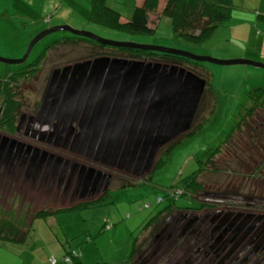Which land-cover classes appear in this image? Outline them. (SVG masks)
Segmentation results:
<instances>
[{
	"label": "rangeland",
	"instance_id": "1",
	"mask_svg": "<svg viewBox=\"0 0 264 264\" xmlns=\"http://www.w3.org/2000/svg\"><path fill=\"white\" fill-rule=\"evenodd\" d=\"M90 1L0 0V56L20 58L36 31L67 23L110 40L156 44L219 59H228V54H232L229 51L245 52L264 62V29L258 33L256 16L245 11L255 10L256 13L260 8L264 11V1L260 5L261 0H233L231 18L221 23L202 44L178 37L169 17L161 16L156 21L157 12L150 13L155 30L146 34L88 22ZM134 1L109 0V3L124 17L131 18ZM166 2L161 0L159 8L162 9ZM78 40H81L79 36L68 31H57L42 38L25 63L0 61V87L3 88L0 115L7 113L10 118L17 119V124L25 115L21 133L10 132L5 127L0 128V132L111 173L109 192L97 202L36 219L24 242L3 238L0 264H35L34 255L42 259L50 254L59 257L71 247L81 253L87 264H264V250L254 251L248 242L234 246L236 240L223 236L221 230H214L230 212L264 214V126L263 118L258 119L256 115L264 116V103L237 128L247 111L244 108L264 99L261 94H255V89L264 88V68L207 61L176 63L162 55L132 57L116 47ZM49 45L51 47L45 51ZM44 51L37 66H31ZM102 55L176 64L207 79L195 119L186 132L188 136L191 133L190 136L186 138L184 133L161 147L157 158L181 138L182 142L172 150L167 162L150 177H135L117 167L94 162L85 154L64 149L63 144L42 143L32 137L33 126L38 130L49 128L37 122L31 125L30 119L38 115L53 71ZM26 127L31 131L29 135H24ZM6 144L0 155L2 236H14L8 229H1L4 220L11 217L23 218L25 225L18 228L22 234L29 228L28 223L36 211L72 207L100 196L99 193L80 196L82 190L77 182L80 169L71 180L70 170L62 178L63 168L58 173L48 169L47 159L37 174L41 156L33 172L28 174L32 156L24 162L25 150L17 156L16 147L11 150L10 143ZM221 145V152L216 153L212 163L198 176L201 189L176 199L172 210L158 217L169 203L167 194L179 186L178 181L204 166ZM126 179L142 183L122 186ZM190 198L205 206L202 209L183 207ZM14 221L12 218L11 222ZM136 245L138 250L131 259ZM15 252L16 257L12 254Z\"/></svg>",
	"mask_w": 264,
	"mask_h": 264
},
{
	"label": "water",
	"instance_id": "2",
	"mask_svg": "<svg viewBox=\"0 0 264 264\" xmlns=\"http://www.w3.org/2000/svg\"><path fill=\"white\" fill-rule=\"evenodd\" d=\"M57 31H68L102 46L150 50L219 65L264 68V62L237 52L229 54L228 59H219L156 44L110 40L67 23L36 31L20 58L0 56V61L25 63L34 46ZM206 85V78L176 64L108 55L78 61L53 71L38 115L30 119L31 125L37 122L49 128L38 130L33 126L32 137L42 143L63 144L64 149L85 154L94 162L117 167L135 177L144 176L154 168L161 147L189 131ZM24 119L25 115L22 125ZM8 142L11 150L16 147L17 156L25 150L24 162L32 156L28 174L33 172L41 156L37 174L47 159L48 169L58 173L63 168L62 178L70 170L71 180L80 169L77 182L81 186V197L98 193L104 184L105 192L108 190L111 173L1 132L0 155ZM53 163V168H49ZM254 216L230 212L218 222L217 228L229 223L226 230L234 229L231 239L237 238L234 246H238L254 228ZM258 220L264 221V214H260ZM247 225L250 226L243 232ZM263 228L264 222L258 230Z\"/></svg>",
	"mask_w": 264,
	"mask_h": 264
},
{
	"label": "trees",
	"instance_id": "3",
	"mask_svg": "<svg viewBox=\"0 0 264 264\" xmlns=\"http://www.w3.org/2000/svg\"><path fill=\"white\" fill-rule=\"evenodd\" d=\"M160 1L161 0H145L143 6H140V7L135 6V8L133 9V14L131 18H129L128 22L123 23L121 22L122 13L119 10H117V8L110 6L111 4L109 3V0H91L90 1L91 5L89 7V11H90L89 17L86 20L88 22H93L98 25H103L109 28L120 29V30H124L127 32H131V33L146 34V33H152L155 30L154 27L150 25L151 23L150 13L157 12L155 13L157 17L160 18L161 16H167L171 19L172 27L175 30V34L178 37H181L182 39H185L188 42H191L194 44H202L206 39L210 38L216 32L217 28L219 27L221 23L231 18L232 12H233V0H167L162 10L159 8ZM87 13L88 11L86 12V17H87ZM259 19L264 21V14H261L259 16ZM81 39L88 41V42L98 44L92 40L83 39V38ZM54 43L56 44L57 41ZM50 47L51 45L47 46L45 48V51L48 50ZM119 49L121 52L127 53L128 55L132 57H142L144 55H147V57L152 56V55H162L164 58H167L168 60H172L176 63H179V62L184 63L186 61L191 62V63L198 62V61H193L186 57L173 55V54L158 53V52H153L150 50H138V49H133V48H119ZM45 51L36 60V62L31 66H34V67L37 66L38 64L37 62L45 54ZM21 74L22 73H20V75ZM2 90L3 88L1 86L0 91ZM255 90H256L255 94L257 95L261 94V96H264V88H257ZM263 103H264V99L262 100L261 103L254 102L253 105H251L250 107L246 106L244 110H249L251 112L253 110H256V107L262 106ZM5 117L8 118L7 115ZM241 120L242 121L238 123L237 128H240L244 118H242ZM187 134L188 133H186V135ZM189 136L187 135L186 138H188ZM180 142H182L181 138L176 140L174 143L170 144L165 151L161 152L160 156L157 158L155 162V166L152 172L149 173L146 177H150L157 169L161 168L167 162V159L171 155L172 150ZM222 146L223 145H221L206 160L204 166H201L199 169L195 170L190 175L178 181L179 186L173 187L172 192H169L167 194L169 203L166 206V209L159 213L158 217H160L161 214H163L165 211H171L172 208L175 206L176 199L180 198L181 196L186 195L187 193H196L197 191L201 189L202 185L200 182H198V176L202 171L206 170L209 164L212 163L213 158L216 155V153L218 154L219 152H221ZM137 183L139 182H134L131 179L129 180L126 179L123 182L122 186L135 185ZM108 192L109 191L107 190L106 192L101 194L99 197H97L95 200L78 202L72 207L57 209L53 211H49L46 209L36 211L32 217V220L28 223L29 228L22 234L18 230V228H20L22 225H25L22 217L20 218L11 217L8 220H4L5 222H3L1 229L2 230L8 229L9 234L14 235V236L5 237L0 234V242L2 241L3 238H10L14 240V242L16 241L24 242L26 240V237L29 235V232L32 228V224L34 223L36 219L48 218L54 213L62 211V210H68V209L76 208L77 206H80V205H87L89 203L97 202L99 199H101V197H104ZM197 204L198 206H194ZM204 206H205V203L196 202L191 198L189 199L188 204L183 205V207H188L189 209L190 208L202 209ZM179 207H182V206H179ZM12 218L15 219L16 221L11 222ZM151 224H153V220L151 221ZM148 226H150V223L148 224ZM137 250H138V246L136 245L131 259L134 257ZM53 259H55V261H53ZM80 259H81V253L77 249L70 248L63 255L61 259H58L56 257L54 258L49 257L48 260L50 261L51 264H59V263L74 264L75 262H77L76 264H79Z\"/></svg>",
	"mask_w": 264,
	"mask_h": 264
},
{
	"label": "flooded vegetation",
	"instance_id": "4",
	"mask_svg": "<svg viewBox=\"0 0 264 264\" xmlns=\"http://www.w3.org/2000/svg\"><path fill=\"white\" fill-rule=\"evenodd\" d=\"M78 41L80 42V41H82V39L81 40H78ZM69 77H70V75H69ZM254 111L255 110H253V111L250 112L249 110H247L246 112H244L245 113L243 115L244 116V120H248L249 117H251V115L254 114L253 113ZM5 114L7 115V113H5V112L3 113V115H0V128L5 127V129L9 130L10 132H17V133L22 132V129H23L24 124L22 125L20 121L17 124L16 123L17 122V119L16 120L15 119H12L9 116H8V118H6L5 117L6 116ZM256 115H257V118L258 119L263 118L262 120H263V126H264V116H260L262 114H256ZM23 116L24 115L21 116V119H22ZM244 120H243V122H245ZM2 125H4V126H2ZM29 132H31V131L29 130L28 127H26L24 135H27ZM245 150H247V149H245ZM104 188H105V184L99 190V192H98L99 195H101V194H103L105 192ZM248 213H251V212H248ZM245 214H247V213H245ZM251 214H254V213H251ZM260 214H263V213H260ZM260 214H258V215L255 214V216L253 217V220H255V224H254L255 226L249 232V235L241 242L244 245L246 244V242H248V244L250 246H252V248L254 249V251H258V250L263 251L264 250V245H263L264 242L260 243L262 241V238H264V228H263V230H261V229L258 230L261 227L262 223L264 222L263 220H258V216ZM250 225H247L245 227V229L243 230V232ZM228 226H229V223L227 225L221 227V228H217V225H216L214 230H215V232L221 230L222 231L221 234L223 236L224 235L225 236L228 235V237H230V239H231L233 237V235H234V229L233 228H229V230H226ZM235 240H237V238H235Z\"/></svg>",
	"mask_w": 264,
	"mask_h": 264
},
{
	"label": "crops",
	"instance_id": "5",
	"mask_svg": "<svg viewBox=\"0 0 264 264\" xmlns=\"http://www.w3.org/2000/svg\"><path fill=\"white\" fill-rule=\"evenodd\" d=\"M245 1V0H244ZM263 1L264 0H261V2H260V5H262L263 4ZM116 2V1H115ZM144 2H145V0H135L134 1V6H133V8H135V6H143V4H144ZM110 6H112V7H116L114 4H112V5H110ZM159 6H160V4H159ZM261 7V6H260ZM160 10V9H159ZM162 10V9H161ZM160 10V11H161ZM247 13L248 12H253V13H248V14H250L251 16H256V21H257V24L259 25V29L257 30V32L259 33V32H261V30L262 29H264V24H262V23H260V22H264L263 20H261V19H259V16L261 15V14H264V11H262L261 10V8L259 9V10H256V13H254L255 12V10H253V11H250V10H245ZM123 19L125 20V21H123ZM128 20H129V18H126V17H124L123 16V14H122V17H121V22H123V23H125V22H128ZM247 20H248V22H249V18H247ZM157 21H159V17H157ZM249 24H251L250 22L247 24V25H249ZM150 25L151 26H153V27H155V25H153V23H152V20H151V23H150ZM256 32V33H257ZM257 33V34H258ZM248 45H249V40H247V47H248ZM228 51H229V49H227ZM229 53H235V52H232V51H229ZM237 53H239V52H237ZM240 54H243V55H249L248 53H245V52H243V53H240ZM229 55V54H228ZM253 57V56H252ZM255 59H258V60H260V58H258V57H254ZM72 248V247H71ZM70 249V248H69ZM69 249H65V251L63 252V254H62V256H59V257H56V256H54V254L52 255V254H50L49 255V257H56V258H58V259H61L62 257H63V255L69 250ZM17 252H15V253H12L15 257L16 256H18L17 254H16ZM48 257V258H49ZM48 258L46 259V257L44 258V259H42V258H39V257H36V255H34V262H35V264H51L50 263V261L48 260ZM80 261V263L79 264H87V262L86 261H84L83 260V258L81 257V259L79 260ZM77 262H75L74 264H76ZM59 264H68V263H59Z\"/></svg>",
	"mask_w": 264,
	"mask_h": 264
},
{
	"label": "clouds",
	"instance_id": "6",
	"mask_svg": "<svg viewBox=\"0 0 264 264\" xmlns=\"http://www.w3.org/2000/svg\"><path fill=\"white\" fill-rule=\"evenodd\" d=\"M156 21H157V20H156ZM157 22H158V21H157ZM157 22H156V23H157ZM152 23H154V22L152 21ZM154 25H155V24H154ZM152 27H153V26H152ZM155 27H156V26H155ZM155 27H154V28H155ZM111 57H114V56H111ZM191 60H192V59H191ZM193 61H194V60H193ZM206 86H207V85H206ZM200 102H201V101H200ZM194 119H195V118H194ZM154 166H155V165H154ZM152 170H153V169H152ZM151 172H152V171H151ZM151 172H149V173H151ZM149 173H147V174H145V175L147 176ZM146 176H145V177H146ZM142 177H143V176H142ZM139 183H142V182H139ZM170 194H172V193H170ZM165 212H166V211H165Z\"/></svg>",
	"mask_w": 264,
	"mask_h": 264
},
{
	"label": "built area",
	"instance_id": "7",
	"mask_svg": "<svg viewBox=\"0 0 264 264\" xmlns=\"http://www.w3.org/2000/svg\"><path fill=\"white\" fill-rule=\"evenodd\" d=\"M74 255H76V254H74ZM68 259H70V258H68ZM53 261H55V259H53Z\"/></svg>",
	"mask_w": 264,
	"mask_h": 264
}]
</instances>
